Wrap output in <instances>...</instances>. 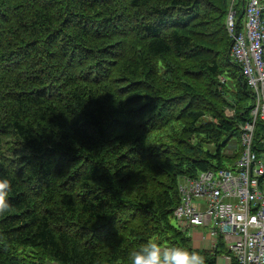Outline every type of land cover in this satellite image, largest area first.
I'll list each match as a JSON object with an SVG mask.
<instances>
[{"label": "trees", "instance_id": "1", "mask_svg": "<svg viewBox=\"0 0 264 264\" xmlns=\"http://www.w3.org/2000/svg\"><path fill=\"white\" fill-rule=\"evenodd\" d=\"M231 4L0 0V264H128L149 239L231 253L172 223L180 178L237 159L251 119Z\"/></svg>", "mask_w": 264, "mask_h": 264}, {"label": "built area", "instance_id": "2", "mask_svg": "<svg viewBox=\"0 0 264 264\" xmlns=\"http://www.w3.org/2000/svg\"><path fill=\"white\" fill-rule=\"evenodd\" d=\"M263 12L264 1L247 0L239 29L232 0L226 18L231 58L254 94L251 119L241 126L242 154L232 166L183 176L178 183L177 224L183 230L210 227L215 247L221 236L231 252L218 257L225 264H264V153L255 143L258 122L264 127Z\"/></svg>", "mask_w": 264, "mask_h": 264}, {"label": "clouds", "instance_id": "3", "mask_svg": "<svg viewBox=\"0 0 264 264\" xmlns=\"http://www.w3.org/2000/svg\"><path fill=\"white\" fill-rule=\"evenodd\" d=\"M11 189L9 178L0 175V213L9 209L7 195ZM128 264H206V258L196 250L181 246L161 248L156 240H147L128 253Z\"/></svg>", "mask_w": 264, "mask_h": 264}, {"label": "crops", "instance_id": "4", "mask_svg": "<svg viewBox=\"0 0 264 264\" xmlns=\"http://www.w3.org/2000/svg\"><path fill=\"white\" fill-rule=\"evenodd\" d=\"M205 227V226H204ZM200 226L192 228L186 231L192 238L193 246L201 249H212L214 248V237L207 231L199 230ZM219 264H225L223 258H219Z\"/></svg>", "mask_w": 264, "mask_h": 264}, {"label": "rangeland", "instance_id": "5", "mask_svg": "<svg viewBox=\"0 0 264 264\" xmlns=\"http://www.w3.org/2000/svg\"><path fill=\"white\" fill-rule=\"evenodd\" d=\"M243 21H244V19H243ZM262 134H263V133H262ZM261 139H264V136H262ZM261 139H260V141H258V140H256V138H255V143L257 144L258 152H260V153H264V147H263V145H262L263 143L261 142ZM233 145H234V144H233ZM242 151H243V147H242V150H241L240 156H241V154H242ZM240 156H239V157H240ZM239 157H238V158H239ZM238 158H237V159H238ZM237 159H235L234 161L230 162L228 166H232V165L236 162ZM224 164L227 165V164H228V160H225V161H224ZM214 169L217 170V169H219V168H214ZM172 223H173L174 225H176V224H177L176 219L172 218ZM177 225H178V224H177ZM178 227L180 228L179 225H178ZM199 230H203V231H205V232H207V231L210 232V227L200 226ZM47 264H56V263H55V262H50V261H48Z\"/></svg>", "mask_w": 264, "mask_h": 264}]
</instances>
